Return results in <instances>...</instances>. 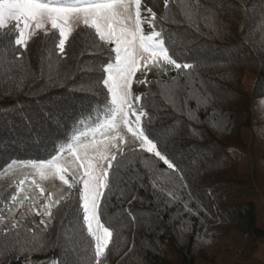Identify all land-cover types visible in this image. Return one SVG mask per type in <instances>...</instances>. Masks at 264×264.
<instances>
[{
  "label": "trees",
  "instance_id": "16d2710c",
  "mask_svg": "<svg viewBox=\"0 0 264 264\" xmlns=\"http://www.w3.org/2000/svg\"><path fill=\"white\" fill-rule=\"evenodd\" d=\"M161 10L158 19L164 4ZM162 23L170 55L195 69L188 70L191 80L172 71L149 84L140 100L142 122L183 182L151 154L118 156L109 173L110 185L117 174L116 186L101 203V219L113 232L105 264H197L208 257L205 246L233 231L264 242L256 212L264 191L232 155L249 149L243 132L254 127L253 100L262 102L264 117V0H171ZM92 40L77 29L62 58L52 35L40 33L15 60L13 37L0 35V175L12 160L49 159L82 113L104 117L106 89L97 82L108 58L90 47ZM246 72L257 76L254 97L243 91ZM260 160L264 173V152ZM13 192L4 190L0 201ZM78 207L76 190L53 210L51 227L35 233L44 250L29 259L88 264L91 238L81 231ZM5 247L0 237V264H23V255L16 259Z\"/></svg>",
  "mask_w": 264,
  "mask_h": 264
},
{
  "label": "snow or ice",
  "instance_id": "6c2138e0",
  "mask_svg": "<svg viewBox=\"0 0 264 264\" xmlns=\"http://www.w3.org/2000/svg\"><path fill=\"white\" fill-rule=\"evenodd\" d=\"M170 2L163 0L164 15L158 19L145 0H0V35L13 37L11 52L15 60L23 57L29 42L40 33L45 38L51 34L55 50L66 58V45L77 29L85 35L91 34L90 47L108 58L100 69L104 76L97 82L106 89L104 117L99 113L95 116L82 113L74 120L68 141L60 143L49 159L12 160L5 169H30L33 178L29 187L34 185L40 189V197L28 194L25 177L18 181L17 192H13L6 202L0 201V225H3L0 237L6 241L3 249L6 254L16 259L23 255V264H32L29 256L44 250L35 233L46 232L51 227L55 219L53 209L66 199L65 196L55 200L45 197L37 177L41 181L58 178L69 189H77L79 207L76 211L81 231H86L91 238L92 255L88 264H105L113 232L101 219V203H108L106 190L110 193L116 186L117 174L113 173L110 185L109 173L118 156L124 158L126 146L133 153L151 154L156 158L153 163L163 162L183 182L181 170L149 137L142 122V117L147 115L145 106L140 103L141 96L132 90L134 83H157L172 71L177 77L192 78L193 73L188 70H194L195 65L177 62L165 45L166 29L162 21H167ZM177 77L172 79L177 80ZM183 186L187 187L186 184ZM41 198L43 203H40ZM185 209L192 211L187 204ZM30 213L39 216V221L29 220ZM204 242L211 243L210 240ZM47 264L67 262L54 257Z\"/></svg>",
  "mask_w": 264,
  "mask_h": 264
},
{
  "label": "rangeland",
  "instance_id": "374dc122",
  "mask_svg": "<svg viewBox=\"0 0 264 264\" xmlns=\"http://www.w3.org/2000/svg\"><path fill=\"white\" fill-rule=\"evenodd\" d=\"M145 2L153 8L156 13L163 12L161 6L164 4L163 0H145ZM159 9V10H158ZM170 73V72H169ZM139 75V73L137 74ZM153 77L149 74V79ZM257 82V76L254 72H246L243 75V91L247 96L254 97L255 85ZM148 85L133 84V93L136 95H142L147 89ZM262 102L260 100H253V121L254 127L252 129L244 130L243 135L245 144H248L249 149L241 148L232 150V155L238 158L240 171L242 173H251L255 180V186L263 193L264 191V173H262V155L264 152V117L262 113ZM252 147V148H251ZM263 150V151H262ZM126 151H129L126 146ZM125 151V152H126ZM27 177L26 191L28 194L34 197H40V189L31 184L33 175L30 169L17 168L12 171H4L0 175V194L6 189L16 187L20 179ZM41 187L44 188V196H50L52 199H59L61 196H65L67 200L73 192L77 189H69L67 185L63 184L58 178H49L46 180H39L36 178ZM71 182V176L68 177ZM19 195H24L20 193ZM64 201V200H62ZM61 201V202H62ZM43 198L40 199V203H43ZM57 208V207H56ZM54 208V209H56ZM53 209V210H54ZM23 211V209L21 210ZM257 225L264 229V200H260L257 205ZM19 216V212L16 213ZM28 219H35L37 222L40 217L35 216L34 213L28 215ZM3 225H0L2 228ZM40 227H43L42 225ZM110 245V244H109ZM207 259H199L197 264H264V242L254 243L247 241L245 236L239 232H231L227 236L210 246H205ZM31 260V259H30ZM32 261V260H31ZM47 264L48 260H44ZM32 264H40V262L32 261Z\"/></svg>",
  "mask_w": 264,
  "mask_h": 264
}]
</instances>
